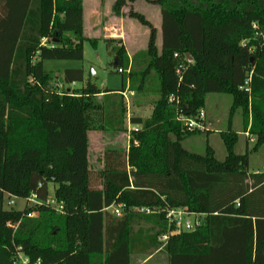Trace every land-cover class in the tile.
<instances>
[{"label":"trees","instance_id":"trees-1","mask_svg":"<svg viewBox=\"0 0 264 264\" xmlns=\"http://www.w3.org/2000/svg\"><path fill=\"white\" fill-rule=\"evenodd\" d=\"M137 1L161 8V46L158 30L133 8L129 17L149 30L146 51L130 59L121 39L105 43L128 73L129 92L158 99L150 118L130 119L140 129L130 132L128 149H107L94 172L89 133L127 131L126 89L103 90L81 69L58 77L43 66L83 60L84 0H0V264L19 255L42 264H131L133 254L161 249L169 264H264V170L247 171L248 153L235 154L232 130L241 112L253 151L264 146V36L252 30L264 28V0H116L113 11ZM56 79L83 86L58 91ZM210 94L232 98L231 127L220 132L224 162L211 147L205 155L183 147L200 131L178 118H197ZM51 184L64 213L46 204ZM32 194L40 204L4 208L6 198ZM119 204L121 218L106 211ZM136 207L158 212H130ZM170 208L205 215L204 224L171 235Z\"/></svg>","mask_w":264,"mask_h":264},{"label":"rangeland","instance_id":"rangeland-1","mask_svg":"<svg viewBox=\"0 0 264 264\" xmlns=\"http://www.w3.org/2000/svg\"><path fill=\"white\" fill-rule=\"evenodd\" d=\"M114 4L115 0H84V36L86 40L83 43V60H47L44 61L43 66L46 70L55 71L58 77L59 71L81 69L84 72L85 81L90 80L103 90L120 91L125 88L129 101L127 103L124 100L126 107L125 126L127 127L128 117H151L150 109L151 107L154 108V103L158 99V96L152 93L147 95L135 93V95H131L129 92L128 73H118V68L114 64V55H110L105 40L120 37L131 57L137 53L146 51L149 30L143 27L138 21L129 17L130 8L143 14L156 28H160L161 13L158 5L145 1H137L123 9L121 15H116L113 11ZM91 40L95 41V45ZM115 46H118V43L115 42L112 44V47ZM142 58V54L139 55L137 58L138 62H141ZM58 81V79L53 81V84H58V91L66 89L77 90L83 86L81 83L67 86ZM206 104V110L204 109L207 112L206 132H199L196 135L188 137L183 142V147L198 155H205L207 148L211 147L216 159L224 162L227 157V149L220 136V132L228 131L231 127L229 115L232 98L227 94H210L207 97ZM135 106H139L141 110L135 112ZM232 130L238 135V141L234 148L235 154L245 155L248 153L249 165L247 171L250 174L262 172L264 170V146L256 152L253 151L255 141L253 137H251L253 141H249L248 136L244 133L241 112L235 115ZM126 133L129 135L127 131L122 133L92 131L89 133V157L94 172L103 168V155L107 149H124L128 146L129 139L125 136ZM49 191L50 196L53 197L55 191L53 184L49 186ZM8 203L9 199L6 198L4 208L7 210H23L26 206V201L23 199H15L13 206H9ZM187 221L194 222L195 217L193 215L181 217L183 226ZM140 226L149 229L152 225L141 221ZM131 264H169V256L162 249L159 251L153 250L148 254H133Z\"/></svg>","mask_w":264,"mask_h":264},{"label":"built area","instance_id":"built-area-1","mask_svg":"<svg viewBox=\"0 0 264 264\" xmlns=\"http://www.w3.org/2000/svg\"><path fill=\"white\" fill-rule=\"evenodd\" d=\"M252 30L255 33V36H257V37H263L264 36V28L261 29L258 24L253 23L252 24ZM176 57H177V55H176ZM118 72L124 73L122 69H119ZM177 74L179 76H181L182 68L177 69ZM249 81H250V79L246 82V85H248ZM124 97H125V94H124ZM171 101H173V99H171ZM205 119H206L205 111H201L199 116L195 119L180 116L178 118V121L181 122L183 125H185V127L187 128L188 131L203 132V131L207 130L206 125H205ZM139 129H140L139 127H134L132 130L129 131V134H130V132L138 131ZM246 135L249 137L248 134H246ZM250 141H253V140L250 138ZM14 200L15 199L10 200L8 205L13 206L15 204ZM26 203L31 204V205L40 204L38 202L36 194H32L26 200ZM46 204L48 206L52 207L53 209H55L59 213L65 212L64 205L62 203H59L53 197H49L46 201ZM124 209H125V206L122 204H119V205H112L111 207L107 208L106 211L109 212L110 214H112L113 216L117 217V218H121L124 215ZM130 212L142 214V215H150V214L156 213L158 211L155 209L153 210V209H149V208H138V207H136V208H132L130 210ZM186 215H193L195 217V221L194 222L187 221L185 223V225L183 226L181 223V217L186 216ZM166 218L171 225L175 226V229L173 230V232H171V235H175V234H180L182 232H193V231L199 229L204 224L205 215L190 214V213L186 212L184 209L170 208L167 210ZM168 238H169L168 235L163 236L160 238V241L163 243H166ZM14 264H42V262H41V260H38L36 262H32L29 258H27L23 255H19L17 257V259L15 260Z\"/></svg>","mask_w":264,"mask_h":264},{"label":"crops","instance_id":"crops-1","mask_svg":"<svg viewBox=\"0 0 264 264\" xmlns=\"http://www.w3.org/2000/svg\"><path fill=\"white\" fill-rule=\"evenodd\" d=\"M116 1V0H115ZM160 13H161V8H160ZM161 25H162V15H161ZM161 25H160V28H156L154 25V27L158 30V45L159 46H161ZM112 39V38H111ZM114 39V38H113ZM115 39H121L120 37L119 38H115ZM122 40V39H121ZM123 42V41H122ZM124 44V43H123ZM124 46H125V44H124ZM126 48V47H125ZM127 51V50H126ZM142 52H144V51H142ZM127 54H128V56H129V58L130 59H132L133 57H131L130 56V54L127 52ZM131 93V95H135V93H132V92H130ZM125 101L128 103L129 101H128V99H127V96H126V93H125ZM135 100V99H134ZM139 106H141V104H139ZM139 106H135V109H136V111L135 112H138V111H140L141 110V108L139 107ZM206 107H207V104H206ZM206 110V109H205ZM152 111H153V108L151 107V109H150V112H151V115H152ZM205 114H206V119H205V125L207 126V112L205 111ZM137 117H139V118H142V119H148V118H150V117H141V116H137ZM130 118L131 117H128V125H127V127H126V129H127V132H129L130 130H132L134 127L133 126H131V124H130ZM125 136L130 140V138H129V135L126 133L125 134ZM128 147H129V144H128V146L126 147V148H124L123 150H127L128 149Z\"/></svg>","mask_w":264,"mask_h":264},{"label":"water","instance_id":"water-1","mask_svg":"<svg viewBox=\"0 0 264 264\" xmlns=\"http://www.w3.org/2000/svg\"><path fill=\"white\" fill-rule=\"evenodd\" d=\"M187 58L189 59L190 63H193V60L189 56H187Z\"/></svg>","mask_w":264,"mask_h":264}]
</instances>
